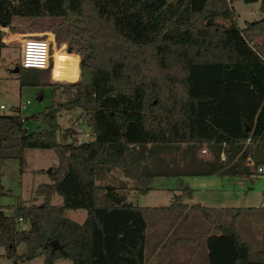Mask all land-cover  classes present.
<instances>
[{"label":"trees","instance_id":"obj_1","mask_svg":"<svg viewBox=\"0 0 264 264\" xmlns=\"http://www.w3.org/2000/svg\"><path fill=\"white\" fill-rule=\"evenodd\" d=\"M232 1L0 0V26H10L13 16L58 18L55 38L62 33L79 54L77 80L63 85L71 95L27 116L44 126L28 130L27 117L0 112V196L7 159L21 171L28 147L51 148L56 157L45 170L48 180L35 185L40 203H16L11 214L0 203L5 257L21 264L39 253L43 264L57 257L68 264H144L145 206L127 199L126 182H114L113 169L143 194L154 176H235L264 166V0L263 15L241 27ZM16 66L19 85L45 83L39 68ZM50 84L52 97L56 83ZM57 105L83 110L91 138L58 140ZM202 144L207 156L196 154ZM179 191L157 208L197 211L213 222L207 264H264V230L253 248L234 227L237 212L226 223L214 221L209 207L183 201L191 187L180 183ZM52 194L60 204L50 202ZM65 208H83L84 219L64 216ZM18 216L28 225L18 226Z\"/></svg>","mask_w":264,"mask_h":264},{"label":"rangeland","instance_id":"obj_2","mask_svg":"<svg viewBox=\"0 0 264 264\" xmlns=\"http://www.w3.org/2000/svg\"><path fill=\"white\" fill-rule=\"evenodd\" d=\"M258 2V0L253 2L233 0L231 2L232 18L237 26L241 27L244 21L256 19L263 15V12L258 9ZM217 20L225 22L221 18H217ZM58 21V18L49 16H13L10 26L1 29V34H8L12 39H9L8 45L6 44L1 47L0 52V103L3 104L0 112L9 113L15 111L21 117H27L45 105H56L59 102L63 103L71 95L70 90L63 88L64 82L67 81H53L56 85L53 87V96H49L52 88L50 83L52 81L49 79L46 69H40L41 73L39 74V78L45 83L33 86L19 85L17 79L18 73L17 70H14L16 61L18 60L17 38H15L19 36L17 32H20L21 36L52 33L57 44L66 43V39L61 38L62 33H60L59 39L55 38L54 32ZM261 37V35H258L255 37V40H259ZM58 55L63 68L59 71V75L73 78L75 68L72 57L62 53ZM26 99H28V102L25 106L18 109V103ZM56 121L58 123L56 138L62 142H81L92 136L90 127L86 123V113L79 107H59ZM23 126L30 130L44 126V122L41 119L35 120L27 117L23 120ZM202 146L205 147V152L203 153L199 151V148ZM200 147L197 149L196 154L207 156V147L204 144ZM23 156L25 162L21 171L18 170V163L14 158L7 159L2 166L1 184L6 190V193L0 196V203L8 206L4 208L6 214L12 213L11 206L16 203L31 205L38 204L42 201L43 196L34 192L35 185L48 180L45 170L56 160L51 148L28 147L24 150ZM167 157H170V155H167ZM143 168L147 170L148 166L144 165ZM111 173H113V176H116L114 182L117 181V177H120L126 183H131L130 179L124 177L118 168L113 169ZM174 177L154 176L150 182V189L146 193V198L142 201L137 196L138 202L143 204H168L170 201V192L160 187V184H169ZM102 179L111 181L112 177L106 176ZM186 179L188 181L191 178ZM230 186L232 188H229V193L226 192L230 197V204L232 205L228 213L231 215L237 212L235 220L237 227L247 235L253 247H258L260 245V236L264 230V173L246 176L240 183L232 181ZM131 194L132 192H129L127 197L131 198ZM50 202L60 204L61 198L56 194H52ZM79 212L84 213V209L65 208L63 215L69 218H76ZM193 213L196 215L199 214L197 211H193ZM219 216L217 215L216 219ZM21 224L24 226L28 225L26 221H22ZM18 226H20V223ZM23 248V243H19L16 250L17 252H21ZM0 249H2V246H0ZM68 262L70 261H55L54 264H65ZM26 263L43 264L42 255L37 254L29 259V261H26ZM0 264L16 263H14L13 258H6L0 255Z\"/></svg>","mask_w":264,"mask_h":264},{"label":"crops","instance_id":"obj_3","mask_svg":"<svg viewBox=\"0 0 264 264\" xmlns=\"http://www.w3.org/2000/svg\"><path fill=\"white\" fill-rule=\"evenodd\" d=\"M4 35L5 38L9 37L7 34ZM17 35L20 36L21 33L17 32ZM4 45H6V43H4ZM246 176L248 175L245 174L226 176L218 174H207L184 175L180 177L175 176L169 184L161 183L160 187L165 188L170 192L171 199V195L173 193L180 192V183L188 185L192 189L191 196L190 198H184L183 201L187 203L197 202L209 207V211L214 221L226 223L228 222L230 217V214L228 212L232 207V205L230 204V197L227 195L230 190L229 188H232L230 184L232 181L240 183L241 180H244ZM186 178L191 179L187 181ZM118 180L122 179H120V177H117V181ZM126 186V196L129 192H132V194L130 195L131 198L127 197V199L132 203H137L139 205L145 206V209L143 210V217L145 220V244L143 248L144 264H207V249L205 238L209 234L216 233V229L213 227V222L204 219L200 214H194L193 211L184 214L181 211L179 212L166 208H157V206H163L159 204L139 203L137 200V196L143 201L146 198V193L150 188L145 193L140 194L133 188V183H126ZM1 205H3V203H1ZM5 207L1 208L4 213H6L4 209ZM221 213L222 215H220ZM217 215L220 216L216 219ZM224 216H226L227 218ZM84 217L85 210L84 213L79 212L76 218L71 219L77 222H81ZM235 220L236 217L233 222L235 229L245 240H247L251 244L249 238H247V235L237 227ZM17 224L19 225V222H17ZM179 237L188 238L180 239ZM39 254H41L43 257L42 253ZM0 255L4 256L3 247L2 249H0ZM55 261H70V259L66 257H57L53 260L52 264H54ZM18 263L19 262H17L16 264Z\"/></svg>","mask_w":264,"mask_h":264},{"label":"built area","instance_id":"obj_4","mask_svg":"<svg viewBox=\"0 0 264 264\" xmlns=\"http://www.w3.org/2000/svg\"><path fill=\"white\" fill-rule=\"evenodd\" d=\"M7 26H0V28H6ZM1 30V29H0ZM8 35V34H7ZM9 36V35H8ZM12 37L5 38V35H1V41L9 44V39ZM16 44L18 47V64L22 67H34L39 69H46L48 71V77L51 81H76L79 72V54L74 51H70L66 43L57 44L54 40L52 33H44L38 35H24L18 36ZM59 53L66 54L72 57L74 62L75 75L73 78H67L59 75V71L62 70L61 60L59 58ZM28 102L20 101L18 103V109L23 108ZM3 104L0 103V108ZM199 151L201 153L205 152V147H200ZM220 157L223 155L220 153ZM259 173H264V166H257L253 173L247 174L248 176L256 175ZM16 221L21 223L22 218L16 217ZM24 227V225H20Z\"/></svg>","mask_w":264,"mask_h":264},{"label":"water","instance_id":"obj_5","mask_svg":"<svg viewBox=\"0 0 264 264\" xmlns=\"http://www.w3.org/2000/svg\"><path fill=\"white\" fill-rule=\"evenodd\" d=\"M14 70H17V66L14 67ZM49 243L52 244L53 247H58V248L60 247L56 239L50 240Z\"/></svg>","mask_w":264,"mask_h":264}]
</instances>
